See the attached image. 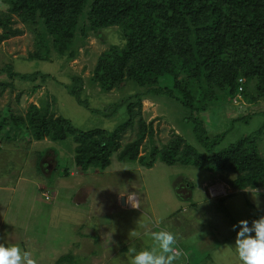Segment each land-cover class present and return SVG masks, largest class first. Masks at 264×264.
<instances>
[{"label":"rangeland","instance_id":"obj_1","mask_svg":"<svg viewBox=\"0 0 264 264\" xmlns=\"http://www.w3.org/2000/svg\"><path fill=\"white\" fill-rule=\"evenodd\" d=\"M8 3L9 0H0V15L6 14ZM13 20L14 28L23 33L0 44V80L10 83L0 89L1 114H25L34 104L50 108L56 117L64 118L80 131L100 128L112 132L129 122L128 105L136 101L133 96L142 89L130 81L106 92L93 80L100 56L112 45L124 44L118 28L85 32L84 16L73 46L75 57L61 56L50 47L48 58L40 60L31 57L38 50L35 34L16 17ZM7 66L14 74L41 73L51 78L24 81L8 76ZM240 84L244 88V78ZM73 87L81 89L83 105L70 94ZM223 99L196 114L207 136L225 133L219 151L255 133L264 158V115L254 116L249 125L233 123L247 115L240 111L242 107L249 108L251 114L264 113V99L250 104L239 92ZM228 101L230 104H225ZM142 108L140 115L147 124H153L155 136L153 141L143 142L140 156L148 154L151 145L162 147L176 137L195 142L194 125L187 121L190 112L178 101L151 98L143 101ZM135 110L138 113L139 109ZM137 121L133 128L125 126L122 130L124 146L137 140ZM2 139L0 184L20 185V189L18 195H12L14 199L8 207L4 204L0 208V243L22 246L32 253L36 264H57L69 253L83 260L78 264H120L114 254L120 252L121 257H126L127 250L122 248L135 246L139 250L145 247L141 244L151 241L143 235L147 221L178 232L182 238L178 245L187 248L198 264H231V239L224 241L225 236L219 238L216 232L204 238L209 232L206 227L229 225V208L248 212L252 220L264 212V186L235 191L224 182L234 175L213 174L181 164L168 166L160 161L148 169L140 162L120 161L117 153L106 170L84 172L74 162L76 144L72 135L62 142ZM123 197L127 199L125 205L121 203ZM240 220H246V216ZM133 230L141 235L132 237ZM228 230L227 234L230 225ZM97 256L99 263L93 260Z\"/></svg>","mask_w":264,"mask_h":264},{"label":"trees","instance_id":"obj_2","mask_svg":"<svg viewBox=\"0 0 264 264\" xmlns=\"http://www.w3.org/2000/svg\"><path fill=\"white\" fill-rule=\"evenodd\" d=\"M84 16L85 32L112 27L121 32L124 44L112 45L100 56L93 80L106 92L130 81L142 89L133 96L136 101L130 100L131 118L125 125L133 128L138 120L137 140L124 146L125 126L112 132L100 128L77 130L50 108L32 104L25 114L0 113V142L2 138L18 142L22 137L29 143L62 142L72 135L76 144L74 162L84 172L106 170L117 153L120 161L140 162L148 169L160 161L168 166L181 164L213 174L234 175L224 182L235 191L264 186V158L255 133L218 151L225 133L209 138L196 116L238 92L250 104L264 99V0H9L6 14L0 15V44L23 33L13 26L16 17L35 34L38 50L32 58L45 60L50 47L61 56L74 58L76 33ZM5 70L8 76L24 81L51 78L41 73L14 74L10 66ZM243 78L244 88L240 84ZM6 85L10 83L0 80V89ZM70 92L80 105L84 104L81 89L73 87ZM160 97L178 101L190 112L187 121L194 125L195 142L176 137L162 147L151 145L148 154L140 156L143 142L153 141L155 136L153 124H147L140 115L143 101ZM240 111L247 115L234 120V124L249 125L254 116L264 115L251 114L247 107ZM64 173L69 176L68 169ZM247 213L229 208L230 228L240 217L246 216L250 223L253 218ZM78 262L69 253L57 264Z\"/></svg>","mask_w":264,"mask_h":264},{"label":"clouds","instance_id":"obj_3","mask_svg":"<svg viewBox=\"0 0 264 264\" xmlns=\"http://www.w3.org/2000/svg\"><path fill=\"white\" fill-rule=\"evenodd\" d=\"M236 238L231 247L234 248L240 264H264V215L254 219L240 220L232 226ZM132 237L141 233L133 230ZM152 241L151 248L137 249L135 246L127 249L124 259L117 257L120 264H174L180 255L174 247L177 236L172 231L161 229L143 233ZM0 264H36L32 253L18 244L0 243Z\"/></svg>","mask_w":264,"mask_h":264},{"label":"crops","instance_id":"obj_4","mask_svg":"<svg viewBox=\"0 0 264 264\" xmlns=\"http://www.w3.org/2000/svg\"><path fill=\"white\" fill-rule=\"evenodd\" d=\"M21 178V177H20ZM25 179V178H24ZM23 180V179H22ZM210 180V179H209ZM207 182H208V180H206ZM206 181H204L203 182V186L205 185V182ZM19 183V182H18ZM18 188V189H17ZM20 189V185L19 186H13V185H3V184H0V208L1 207H4L3 205L5 204V206H9L10 205V203H11V201L14 199V197H12V195L13 194H16V195H18L17 194V190H19ZM3 192H9L10 194L8 195V196H5L4 195V193ZM2 196H4V197H2ZM7 198V199H6ZM125 198V200H126V204H127V199H126V197H124ZM8 200H10V201H8ZM6 201H8L7 203H6ZM135 201H137V199H135ZM3 202V203H2ZM131 202H132V200H131ZM134 203V202H133ZM138 203H139V201H138ZM139 205V204H138ZM262 215H264V212H262ZM3 223V222H2ZM147 228H146V230H145V232L147 231V232H150V231H159V230H161L162 228L163 229H167L165 226H163L161 223H158V224H160L161 226H163V227H161V226H158V224H156L155 222H153V221H147ZM0 225H1V221H0ZM213 225H215V224H212L211 225V227L213 226ZM228 226L229 225H227V224H221V225H219V226H214V227H206L207 228V230H209V232L207 231L206 232V235L204 236V238H207L209 235H213L214 234V232H216V233H218L219 234V238H221L220 236L222 235L224 238H223V240L225 241V239L228 237V238H230L231 239V242H233L232 243V245L234 244V241H235V238H236V231H238V229H236V230H233V228L231 227L230 228V233L229 234H227L228 232H229V230H228ZM161 227V228H160ZM202 227H204L203 225H202ZM219 229V231L217 232V230ZM170 231H172V229H169ZM174 231H176L175 230V228L173 229ZM173 232V231H172ZM173 233H175L176 234V236H177V233L178 232H173ZM200 234H201V231H200ZM227 238V239H228ZM182 240V238L180 237V236H177V241H176V244L174 245V247H176L177 249H178V251H179V253H180V255L177 257V259L174 261V264H198L195 260H194V257H192L190 254H189V251L187 250V248H183L182 246H180V245H178V241H181ZM227 243V242H226ZM141 245H143V246H145L144 248H147L146 246H149L150 248L153 246L152 245V241H150L148 244H141ZM128 247V246H127ZM127 247H125V248H122L123 250L122 251H126L127 250ZM188 248H191V246H189ZM230 251H231V255L233 256V257H231L232 258V262H231V264H240V262H239V260H238V257H237V255L235 254V251H234V248L233 247H231L230 246ZM234 252V253H233ZM121 253H123V252H121ZM117 257H120L121 259H124V257H121V255H120V252H118V253H116V254H114V260L117 258ZM234 258V259H233ZM93 260H94V262H96V263H99L100 262V256L98 257H93ZM79 262L78 263H80V262H82V261H80V260H78ZM85 262V261H84ZM120 262V261H119ZM218 263H220V262H218ZM222 263V262H221ZM220 263V264H221Z\"/></svg>","mask_w":264,"mask_h":264},{"label":"water","instance_id":"obj_5","mask_svg":"<svg viewBox=\"0 0 264 264\" xmlns=\"http://www.w3.org/2000/svg\"><path fill=\"white\" fill-rule=\"evenodd\" d=\"M121 203H122V205H125L126 204V200H125L124 197L122 198Z\"/></svg>","mask_w":264,"mask_h":264},{"label":"built area","instance_id":"obj_6","mask_svg":"<svg viewBox=\"0 0 264 264\" xmlns=\"http://www.w3.org/2000/svg\"><path fill=\"white\" fill-rule=\"evenodd\" d=\"M240 90H242V88H240ZM47 198H49L48 196H46Z\"/></svg>","mask_w":264,"mask_h":264}]
</instances>
